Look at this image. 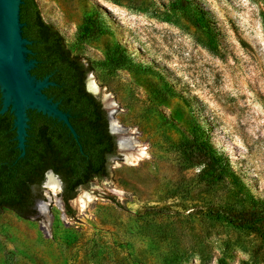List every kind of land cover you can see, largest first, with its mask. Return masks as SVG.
I'll return each instance as SVG.
<instances>
[{
    "label": "rangeland",
    "instance_id": "rangeland-1",
    "mask_svg": "<svg viewBox=\"0 0 264 264\" xmlns=\"http://www.w3.org/2000/svg\"><path fill=\"white\" fill-rule=\"evenodd\" d=\"M36 2L147 155L111 156L68 206L42 185L33 215L1 209L0 264H264L243 224L264 230V0ZM118 44L127 62L113 67ZM202 135L225 172L200 155Z\"/></svg>",
    "mask_w": 264,
    "mask_h": 264
},
{
    "label": "trees",
    "instance_id": "trees-1",
    "mask_svg": "<svg viewBox=\"0 0 264 264\" xmlns=\"http://www.w3.org/2000/svg\"><path fill=\"white\" fill-rule=\"evenodd\" d=\"M22 1L23 36L32 41L29 48L37 52L34 58L39 61L32 73L41 79L53 73L50 80L56 85L44 92L59 101L62 110L71 114L70 121L82 147L81 151L79 143L62 123L31 111L26 155L19 158L13 130L14 116L7 112L0 117V210L9 208L20 216H29L34 214V205L41 197L40 190L48 170H53L61 178V197L68 206L80 187H86L94 178L108 176V159L116 155V142L108 129L106 111L85 86L92 65L71 54L59 31L42 18L36 0ZM98 26L97 17H89L81 27V33L85 38L92 37L98 34ZM108 62L113 67L126 65L125 49L118 44ZM198 150L216 172L217 169L226 171L228 160L218 155L203 135ZM258 204L262 216L264 204ZM243 224L264 238L258 217Z\"/></svg>",
    "mask_w": 264,
    "mask_h": 264
},
{
    "label": "water",
    "instance_id": "water-1",
    "mask_svg": "<svg viewBox=\"0 0 264 264\" xmlns=\"http://www.w3.org/2000/svg\"><path fill=\"white\" fill-rule=\"evenodd\" d=\"M22 4V0H0V117L7 112L14 116L13 130L16 132L15 140L20 151L19 158L26 155L31 111L62 123L79 143V135L70 121L71 114L62 110L60 102L44 92L56 84L50 80V76L41 79L32 73L39 61L33 58L34 53L29 48L32 41L23 36L25 23L21 22ZM92 79L91 75L88 76L87 90L101 102L102 108L106 111L109 132L115 137L116 153L124 163L128 164V159L140 153V148L135 144L138 142V131L126 128L119 123L115 118L117 110L114 103L110 108L106 106L110 95L105 97L99 89L92 90L90 88ZM80 149L82 151L81 145ZM49 176L58 181V187L62 190L63 182L53 170L46 172L43 186L46 187ZM60 201L64 203L63 200L60 199ZM63 218H65L64 214Z\"/></svg>",
    "mask_w": 264,
    "mask_h": 264
},
{
    "label": "bare ground",
    "instance_id": "bare-ground-1",
    "mask_svg": "<svg viewBox=\"0 0 264 264\" xmlns=\"http://www.w3.org/2000/svg\"><path fill=\"white\" fill-rule=\"evenodd\" d=\"M90 88L92 89V90H94V91H97L98 90V88H97V86L92 82V83H90ZM109 99H110V97H108ZM113 105V103L112 102H110L109 100L108 101H106V106L108 107V108H110V106H112ZM119 128V127H118ZM137 136H138V134H137ZM138 140V139H137ZM127 142V141H126ZM135 144L137 145V147L138 148H140V153L138 154V155H136V156H134V157H132L131 159H128V164H130V163H132V164H136L137 162H139L144 156H146L147 154H146V152H143L142 151V148L140 147L141 145H140V143H139V141L138 142H135ZM147 150V149H146ZM59 185H58V181L55 179V178H53L52 176H49V178H48V180H47V183H46V187L47 188H49V189H51V194H52V196H54V195H56V190L57 189H59V187H58ZM58 193V192H57ZM51 194H50V196H51ZM53 199V198H52ZM81 203H82V205L83 204H85L86 202H88V197L87 196H83L82 195V197H81ZM48 202H42V208H44V213H45V218H46V220H50V218H51V216L49 215V213H48V206H49V202H50V198H48ZM58 200V199H57ZM56 200V201H57ZM59 202V201H58ZM86 205V204H85ZM60 206V205H59ZM86 207V206H85ZM46 227H47V224H46Z\"/></svg>",
    "mask_w": 264,
    "mask_h": 264
},
{
    "label": "flooded vegetation",
    "instance_id": "flooded-vegetation-1",
    "mask_svg": "<svg viewBox=\"0 0 264 264\" xmlns=\"http://www.w3.org/2000/svg\"><path fill=\"white\" fill-rule=\"evenodd\" d=\"M32 50V49H31ZM33 51V50H32ZM33 53H34V55H33V58H34V56H36L37 55V52H34L33 51ZM36 59V58H35ZM52 75H53V73L52 74H49V75H47V76H50V79H51V77H52ZM88 76V75H87ZM86 83H87V78H86V80H85V86H86ZM87 89V88H86Z\"/></svg>",
    "mask_w": 264,
    "mask_h": 264
}]
</instances>
